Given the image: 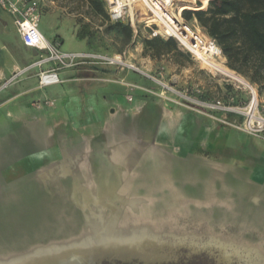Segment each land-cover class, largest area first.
<instances>
[{"label":"rangeland","instance_id":"obj_1","mask_svg":"<svg viewBox=\"0 0 264 264\" xmlns=\"http://www.w3.org/2000/svg\"><path fill=\"white\" fill-rule=\"evenodd\" d=\"M42 1L61 27L57 30L55 17L44 13L40 30L51 42L61 37L63 52L121 56L138 71L77 65L59 77H74L78 71L84 79L78 86L66 82L22 99L30 102L34 117H14L11 134L0 130V213L37 211L32 208L34 200L43 197L52 199L46 201L47 210L65 213L67 218L62 220L66 223L59 219L53 228H42L47 233H26L22 243H1L5 247L1 256L64 239L80 227L83 215L95 211L90 194L99 191L105 197L103 220L134 218L166 225L178 235H193L196 247L178 244L156 259L106 257L96 264H244L235 255L221 259L224 246L252 248L264 264V135L247 133L245 116L242 120L212 116L177 96L186 90L200 91L194 97L198 103L221 99L248 113L250 91L214 76L177 42V51L153 58L144 52L147 29L138 25V37L126 40L105 7L106 16L87 0ZM194 5L202 2L195 0ZM188 25L205 35L197 22ZM15 35L11 16L0 9V66L12 68L14 56L19 65L33 60L29 56L22 60L32 50L20 47ZM205 48L226 66L227 60L213 46L205 44ZM32 73L24 72L1 90L0 102L18 92ZM238 75L255 90L257 116L264 117V88ZM73 87V105L65 110L58 100ZM139 146L153 160L144 155L142 161L129 165L128 154ZM158 154L166 161L163 181L151 177L152 161L162 160ZM169 217L172 226L166 224ZM209 237L214 240L206 242Z\"/></svg>","mask_w":264,"mask_h":264},{"label":"built area","instance_id":"obj_2","mask_svg":"<svg viewBox=\"0 0 264 264\" xmlns=\"http://www.w3.org/2000/svg\"><path fill=\"white\" fill-rule=\"evenodd\" d=\"M109 19L112 23L129 24L137 33L136 27L142 25L148 31V38L173 39L187 50L196 60L195 54L203 51V46L217 47L214 41L206 35L193 30L183 19L178 4L184 0H102ZM0 9L8 13L13 20L16 32L23 46L36 51V61L22 73L15 75L8 83L11 84L16 78L33 68L42 69L52 65L54 68L42 70L39 74V87L46 88L61 84L58 71L71 69L77 65H107L118 68H128L138 71L133 65L124 62L121 56L95 55L87 53H64L59 43L50 42L40 31L42 7L40 0H0ZM197 61V60H196ZM198 62V61H197ZM200 91L177 92V96L184 102L201 106L203 109L219 115L245 116V129L251 135H264V117L257 116L258 103H250L248 113H243L239 107L231 103L226 104L221 99L198 103L194 97ZM257 99V98H256ZM224 122V121H223Z\"/></svg>","mask_w":264,"mask_h":264},{"label":"water","instance_id":"obj_3","mask_svg":"<svg viewBox=\"0 0 264 264\" xmlns=\"http://www.w3.org/2000/svg\"><path fill=\"white\" fill-rule=\"evenodd\" d=\"M34 52L36 54V51ZM90 199L96 202L94 205L96 209L91 212L93 218L86 230L75 239L74 243L48 244L31 248L28 252L25 251L18 255L8 254L0 258V264L18 262L24 264L26 259L29 260L28 264H96L97 261L106 257H140L144 260H151L162 257L175 247L174 245H185L191 250L196 247V239L193 235H178L166 225L141 219L132 218L128 223H116L117 225L114 224L112 227L111 225H103L104 227L100 228L101 209L106 208L105 197L96 191H92ZM92 222L94 223L91 224ZM101 229L103 231L100 232ZM107 231H112V235L108 236ZM84 239L85 242L87 241L86 243L81 242ZM208 239L206 242L214 240L211 237ZM76 240H80V242ZM222 253H220L222 255L220 258L223 260L235 255L244 264H260L258 254L249 247L224 246ZM13 259H17V261H12ZM72 259H76L78 262H70Z\"/></svg>","mask_w":264,"mask_h":264},{"label":"trees","instance_id":"obj_4","mask_svg":"<svg viewBox=\"0 0 264 264\" xmlns=\"http://www.w3.org/2000/svg\"><path fill=\"white\" fill-rule=\"evenodd\" d=\"M87 1L96 12L106 16L102 0ZM199 1L202 2L201 6H195V0H191V4L179 8L183 19L187 23H198L205 35L221 50L230 70L244 75L251 83L264 88V0ZM113 24L126 40L132 41L138 37L131 25ZM143 45L144 52L151 53L153 58L178 50L173 39L147 37ZM213 48L220 53L216 47ZM228 116L242 120L235 115Z\"/></svg>","mask_w":264,"mask_h":264},{"label":"bare ground","instance_id":"obj_5","mask_svg":"<svg viewBox=\"0 0 264 264\" xmlns=\"http://www.w3.org/2000/svg\"><path fill=\"white\" fill-rule=\"evenodd\" d=\"M195 57L198 59V61L203 65V67H205L208 71L212 72L214 76L220 78V79H224L227 81H232L240 86H242L244 89H247L250 91L252 97H253V101L254 103H256V92L254 89H252V87L242 78L240 77L238 74H236L235 72H233L232 70H230L229 68H227L226 66L222 65L218 58H217V54L211 50L210 48H205L203 49V51L201 52H197L194 53ZM246 90V91H247ZM134 140V139H131ZM135 141V140H134ZM122 155V153H121ZM147 156L148 159L153 160V155L151 156V153H149V151L147 152V150H145L142 146L136 147L135 150H132L131 153L128 154L130 160H129V165L132 163H134L136 165V163L142 161V157L143 156ZM144 156V157H145ZM158 157H161V155H157ZM155 157V156H154ZM162 160H164L161 157ZM152 161L153 163V171H152V176L153 178H156L158 180V178L163 181L164 179H166V172H163V170H166V161ZM166 181H164L165 183ZM163 183V184H164ZM167 186V185H166ZM99 193V191H98ZM40 199L34 200L35 202V207H32L33 209H37V211H33L31 213H9V212H1L0 213V244L1 243H5V242H15L18 241L20 243L23 242L22 236L25 235L26 233H29L31 231V233H47V230H43L42 228H53L54 225L59 223V219L60 222H64L62 220H66L67 215L65 213H61V212H57L54 211L53 209H46V201H52L51 198H49L48 200L43 199V197H39ZM66 197H64V201H66L65 199ZM91 205L94 207V205H96V202L92 201ZM45 208V209H44ZM43 209V210H42ZM57 212V213H56ZM66 212V211H65ZM59 216H61V218H58ZM63 216V217H62ZM65 216V217H64ZM84 218L81 222V225L78 229L73 230L70 232H68L67 237H65L64 239H60L58 241H49V244H68V243H74L75 239H77L78 237H80L81 233L84 232L86 230V228L89 226V223L91 222V219L93 218L89 213L83 215ZM57 218V219H56ZM170 221H168L166 224L169 226H172V219L169 217ZM58 220V221H57ZM129 220L125 221L128 223ZM94 222H92L91 224H93ZM119 223H124V221H118L116 219H111V220H103L100 223V228H103V225H111L114 226L117 225ZM32 230H31V229ZM36 228V229H33ZM103 231L102 229L100 230V232ZM108 232V231H107ZM112 231H109L107 234L108 236H111ZM14 234V238H8L6 239L5 236L7 235H12ZM18 235H21L20 238ZM3 236V237H2ZM83 240V239H80ZM80 240H76L79 241ZM82 243H86L85 239L84 241H81ZM59 247V246H58ZM3 248H5L4 246L1 247L0 249L2 250ZM30 250V249H29ZM27 250V252L29 251ZM25 252V251H23ZM22 252H13L9 255H18ZM2 254H0V258L4 257L1 256ZM27 261H25L26 263L24 264H28L29 260L26 259ZM12 261H17V259H13ZM78 262V260L76 259H72L70 262ZM82 263V262H81ZM13 264H20L18 263H13Z\"/></svg>","mask_w":264,"mask_h":264},{"label":"crops","instance_id":"obj_6","mask_svg":"<svg viewBox=\"0 0 264 264\" xmlns=\"http://www.w3.org/2000/svg\"><path fill=\"white\" fill-rule=\"evenodd\" d=\"M40 2H41V7H42V15L44 13H51V12L48 11V7L44 3V1L40 0ZM51 14L55 17V14H53V13H51ZM55 19H56V17H55ZM11 20H12V17H11ZM57 21L59 23V27H58L57 30H59L60 27H61L60 26L61 25V21H59V20H57ZM12 22H13V20H12ZM15 36H18L17 32H16ZM17 40H18L19 46L25 49V47L23 46L19 36H18ZM48 41H50V40H48ZM54 42L62 43L63 40H62L61 37L58 36L57 40L54 41ZM60 49H61V46H60ZM27 50H29V49H27ZM64 53H66V52H64ZM77 53H80V52H77ZM26 56H29V57L33 58V60H30L26 65L20 64L21 65L20 66L18 64V62H17V59H16L18 56H14L12 58V60L14 61L13 65H12V68L8 67V65H6V64L0 66V91L5 89L4 85L6 83H8L15 75H17L16 71H18V73H22L27 68H29L31 65H33V63H35L36 54H35V52L33 50L30 53L27 52L24 55H22L21 56L22 60H24ZM52 68H54V67L52 65H49V66L43 67L42 69H38V68L30 69L29 72L30 71L31 72L35 71V73L30 74L29 78H27L24 82L20 83L18 92H16L11 97L5 99L4 101L0 102V130H3L5 132L9 131V134H11V128H12L11 126H13V124L10 121L13 120L14 117H18V118L22 117V119H27V118H30V117H34V112L30 111L31 108H32V105H30V102L22 103L23 102L22 99L27 97V96H29V95H31L36 90L45 89V88H40L39 87V85H38V83H39L38 77H39V74H40V72L42 70H49V69H52ZM18 69H20V70H18ZM93 70L99 71L98 69H95V68H93ZM63 71L64 70L58 71V76H59V73L63 72ZM113 75H115V74L113 73ZM60 80L62 81L61 84H65L66 82H72V83L75 84L74 87H76V86H78L77 84H79L78 82L81 81V80H84V79H81L78 76V71H75V76L74 77H69V78L60 79ZM33 81H37V84L35 86H30ZM15 82H16V80L13 81L11 84H13ZM61 84H58V85H61ZM9 85H7V87ZM74 87L69 90L68 95L65 94V96L60 98L61 100H58L59 104L61 106L65 107V110L67 108H70V106L73 105V102H74L73 101L74 100L73 89H74ZM46 88H48V87H46ZM34 101L35 100H32L31 102H34ZM53 101H55V100H53Z\"/></svg>","mask_w":264,"mask_h":264}]
</instances>
